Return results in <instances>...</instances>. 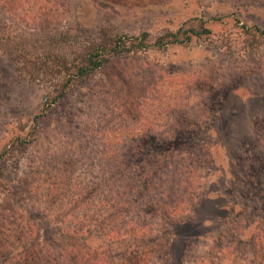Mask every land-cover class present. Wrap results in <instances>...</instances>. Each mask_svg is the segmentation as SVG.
I'll list each match as a JSON object with an SVG mask.
<instances>
[{"label": "rangeland", "instance_id": "rangeland-1", "mask_svg": "<svg viewBox=\"0 0 264 264\" xmlns=\"http://www.w3.org/2000/svg\"><path fill=\"white\" fill-rule=\"evenodd\" d=\"M55 1L0 10V264H264V0ZM98 28L148 47L45 105Z\"/></svg>", "mask_w": 264, "mask_h": 264}, {"label": "trees", "instance_id": "trees-1", "mask_svg": "<svg viewBox=\"0 0 264 264\" xmlns=\"http://www.w3.org/2000/svg\"><path fill=\"white\" fill-rule=\"evenodd\" d=\"M26 7V10L24 9ZM57 3L55 0H0V10L4 12L8 9H23L22 19H31L39 24L45 22L46 16L55 15ZM16 14L14 17H17ZM36 26V24H35ZM250 31L258 34L264 38V31H260L257 28H250ZM209 34V30L204 28L202 23H198L194 28L189 27L186 30L178 28L175 32H165L158 36L151 44V47L164 48L168 45H184L192 38H198ZM43 37H41L40 43H44ZM147 36L141 34L135 37L120 38L116 35H111L106 28H98L86 43L77 47V51L74 52L73 58L68 66H65L62 62L58 61L53 64V68H58L61 73V78L57 80L56 86L51 91V95L47 97L45 105L50 106L55 103L57 99L62 98L64 95V89L75 80L84 79L91 75L94 71L105 65L110 58L119 56L122 54L133 53L138 50H142L148 47L146 45ZM7 42V38L1 36L0 42ZM28 38H18L14 44V48H18V54L12 55L8 52H4L6 59L17 65L24 67H30L28 75L38 73L39 69L45 71V61L43 57H32L24 50V44L28 43ZM57 43H61V40H57ZM75 44V43H74ZM42 114V113H41Z\"/></svg>", "mask_w": 264, "mask_h": 264}]
</instances>
